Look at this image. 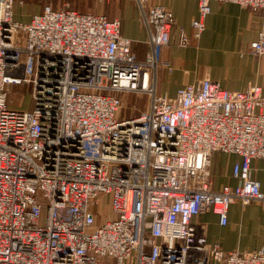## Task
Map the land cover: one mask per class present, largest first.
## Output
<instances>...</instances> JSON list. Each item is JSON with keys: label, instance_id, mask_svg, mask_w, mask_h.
<instances>
[{"label": "built area", "instance_id": "1", "mask_svg": "<svg viewBox=\"0 0 264 264\" xmlns=\"http://www.w3.org/2000/svg\"><path fill=\"white\" fill-rule=\"evenodd\" d=\"M134 1L143 61L118 17L65 4L20 21L16 1L0 0V264H264V250L225 251L193 221L210 211L225 225L232 203H264L251 166L264 159V86L203 78L158 94V66L172 68L158 50L175 18ZM211 1L262 10L248 51L264 57V0H198L193 38ZM190 40L180 29L177 46ZM19 84L32 86L30 109L8 104ZM131 93L147 94V108L119 118ZM215 153L239 156L234 186L213 189ZM102 195L112 216L97 223Z\"/></svg>", "mask_w": 264, "mask_h": 264}, {"label": "crops", "instance_id": "2", "mask_svg": "<svg viewBox=\"0 0 264 264\" xmlns=\"http://www.w3.org/2000/svg\"><path fill=\"white\" fill-rule=\"evenodd\" d=\"M69 1L74 4L72 0ZM134 5L136 12L132 8L124 7L121 33L131 40V52L135 59L143 61L148 51L145 43L147 31L141 21L136 2ZM152 5L166 6L175 18V25L170 32V44L158 50L159 62L167 60L172 66L171 70L158 66L156 77L158 94L173 97L179 87L203 78L218 81L222 87L229 90H243L252 84L264 86V57L248 51L250 42L257 39L262 27V10H252L232 2L211 1L204 31L199 38H193L191 21L197 16L198 0H146V8ZM80 8L86 9V6L80 5ZM18 16L16 11V19ZM27 16L29 20L31 15ZM180 29L191 38L187 47L177 46ZM200 52H206L208 56L217 54L226 66L237 68L238 74L224 78L217 69L207 65L192 70L184 69V65H190L198 59L196 57ZM239 159L236 154L213 155L214 190H219L223 184L231 186L236 184V180L231 176V168ZM251 166L252 176L259 181L260 189L264 192V159H252ZM193 221L204 225L208 243L218 244L225 251L264 250V203L252 202L246 206L239 201L232 203L225 225H221L217 215L210 211L195 216Z\"/></svg>", "mask_w": 264, "mask_h": 264}, {"label": "rangeland", "instance_id": "3", "mask_svg": "<svg viewBox=\"0 0 264 264\" xmlns=\"http://www.w3.org/2000/svg\"><path fill=\"white\" fill-rule=\"evenodd\" d=\"M16 11H18V20L26 21L27 15L37 13V10L43 9L44 5H53V8L62 7L68 4L70 7L77 10H90L98 13H104L108 17H118L121 21L123 19L124 7L132 8L136 12L134 0H73L72 4L69 0H15ZM22 1V4L19 2ZM80 5L86 6V9L80 8ZM77 6V7H76ZM79 7V8H78ZM199 56V57H198ZM196 60L190 65H184V69L192 70L194 68H202L205 65L217 69L224 78L234 77L238 74V69L234 66H226L222 58L217 54L207 55L206 52L198 53ZM210 60H207V59ZM106 93V91L104 92ZM8 104L16 107V109H30L32 107V86L28 84L11 85L9 87ZM149 97L147 94L138 95L136 93L127 94L123 97V104L119 112V118H132L138 116L142 111L146 110ZM96 211L99 216L96 218L97 223L105 217L112 216L108 205L107 196H100L98 198V205Z\"/></svg>", "mask_w": 264, "mask_h": 264}, {"label": "trees", "instance_id": "4", "mask_svg": "<svg viewBox=\"0 0 264 264\" xmlns=\"http://www.w3.org/2000/svg\"><path fill=\"white\" fill-rule=\"evenodd\" d=\"M72 2H74L73 0H72ZM46 5H48V4H46ZM45 6V5H44ZM42 10V9H41ZM40 10V11H41ZM78 11H80V12H83V11H81V10H78ZM37 12H39V11H37ZM104 14V13H103ZM32 15V14H31ZM107 16V15H106ZM114 18V17H113ZM110 19H112V18H110Z\"/></svg>", "mask_w": 264, "mask_h": 264}]
</instances>
